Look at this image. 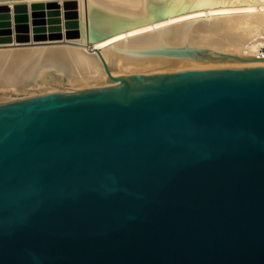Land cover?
I'll return each mask as SVG.
<instances>
[{
  "label": "water",
  "instance_id": "1",
  "mask_svg": "<svg viewBox=\"0 0 264 264\" xmlns=\"http://www.w3.org/2000/svg\"><path fill=\"white\" fill-rule=\"evenodd\" d=\"M130 40L117 64L209 70L0 101V264H264V57Z\"/></svg>",
  "mask_w": 264,
  "mask_h": 264
},
{
  "label": "bare ground",
  "instance_id": "2",
  "mask_svg": "<svg viewBox=\"0 0 264 264\" xmlns=\"http://www.w3.org/2000/svg\"><path fill=\"white\" fill-rule=\"evenodd\" d=\"M157 11L172 46L180 47L190 26L192 46L264 57V0H0V89L45 93L64 88V80L86 79L119 86L111 77L138 85L157 74L216 69L197 62L117 64L73 34L77 17L112 36L157 39Z\"/></svg>",
  "mask_w": 264,
  "mask_h": 264
},
{
  "label": "rangeland",
  "instance_id": "3",
  "mask_svg": "<svg viewBox=\"0 0 264 264\" xmlns=\"http://www.w3.org/2000/svg\"><path fill=\"white\" fill-rule=\"evenodd\" d=\"M47 78H52V75L48 74ZM100 82L101 81H96L94 79L73 81L71 83L64 80L62 82V85L64 87L74 88V87H79V86H99ZM42 92L43 91H41L39 88H24V89H20V90H11V91H7V90L3 91L0 89V101L24 97V96H28V95L40 94Z\"/></svg>",
  "mask_w": 264,
  "mask_h": 264
},
{
  "label": "built area",
  "instance_id": "4",
  "mask_svg": "<svg viewBox=\"0 0 264 264\" xmlns=\"http://www.w3.org/2000/svg\"><path fill=\"white\" fill-rule=\"evenodd\" d=\"M263 50H264V47H263Z\"/></svg>",
  "mask_w": 264,
  "mask_h": 264
}]
</instances>
